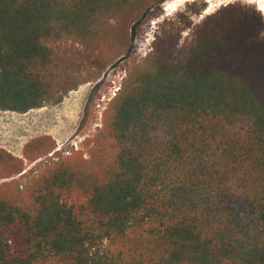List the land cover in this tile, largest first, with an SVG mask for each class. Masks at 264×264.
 Returning a JSON list of instances; mask_svg holds the SVG:
<instances>
[{"label": "trees", "instance_id": "obj_1", "mask_svg": "<svg viewBox=\"0 0 264 264\" xmlns=\"http://www.w3.org/2000/svg\"><path fill=\"white\" fill-rule=\"evenodd\" d=\"M165 1L0 0V111L99 79L70 67L130 50ZM178 37L127 72L88 154L0 148V264H264L263 17L234 4Z\"/></svg>", "mask_w": 264, "mask_h": 264}, {"label": "rangeland", "instance_id": "obj_2", "mask_svg": "<svg viewBox=\"0 0 264 264\" xmlns=\"http://www.w3.org/2000/svg\"><path fill=\"white\" fill-rule=\"evenodd\" d=\"M234 4L257 9L264 20V0H166L137 27L130 50L104 48L89 60L80 61L75 57L77 65L70 67L72 72H80L85 79L89 76L99 79L82 83L59 104L50 103L27 114L0 111V148L23 158L24 148L31 141L50 136L59 154L72 151L88 154L87 141L103 126L104 113L119 94L127 72L156 50L163 31L178 35L179 46L183 48L209 17ZM74 48L71 42L63 50L69 52ZM50 157L34 163L26 161V177L41 170Z\"/></svg>", "mask_w": 264, "mask_h": 264}]
</instances>
